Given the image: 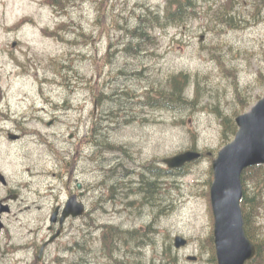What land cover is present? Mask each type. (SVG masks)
Wrapping results in <instances>:
<instances>
[{
  "label": "rangeland",
  "instance_id": "rangeland-1",
  "mask_svg": "<svg viewBox=\"0 0 264 264\" xmlns=\"http://www.w3.org/2000/svg\"><path fill=\"white\" fill-rule=\"evenodd\" d=\"M257 1L198 0L196 17L157 26V19L151 25L148 18L163 12L167 0H71L64 11L46 0H0V174L8 181L7 187L0 183V201L11 209L3 215L0 264L41 263L33 252L48 240L50 216L76 189L74 175L70 190L66 185L74 168L75 123L87 120L90 131L93 111L99 122L111 120V103L117 111L131 107V98L125 103L124 97L105 96L124 84L134 94L135 80L120 74L124 63H104L109 44L134 27L147 32L140 39L143 65L136 68L140 90H161L175 74L190 77L186 93L192 103L185 109L137 104L130 115L109 121L110 139L126 150L114 152L130 159L128 171L144 165L140 171L149 176V165L164 169L157 175V204L119 205L114 198L125 199L121 192L99 187L96 196H87L91 220L68 224L47 264H217L209 241L212 163L235 138L226 137L224 117L235 121L264 98V84L257 82L264 70V6L254 15ZM137 114L146 121L126 125L124 119ZM9 133L24 138L11 141ZM189 150L204 156L167 171L165 159ZM67 162L72 164L63 166ZM93 164V176L87 171L80 178L85 189L103 180L98 161ZM260 221L264 226V214ZM90 222L89 238L79 228ZM105 226L121 231L112 251L103 242ZM176 236L189 244L176 249Z\"/></svg>",
  "mask_w": 264,
  "mask_h": 264
},
{
  "label": "flooded vegetation",
  "instance_id": "flooded-vegetation-1",
  "mask_svg": "<svg viewBox=\"0 0 264 264\" xmlns=\"http://www.w3.org/2000/svg\"><path fill=\"white\" fill-rule=\"evenodd\" d=\"M155 15V14H154ZM157 17V15H155ZM123 32V31H122ZM145 33L147 32L144 30L143 27L138 28L134 27L133 29L125 28V31L120 35L121 40L118 43H110L109 44V53L107 58L105 59L104 66L107 64H115L122 62L124 63L122 66V70H120V74H125V72H128V74L132 77V80H135L137 87L139 90L134 91V94L128 95L127 94V86L124 84L125 88H121L119 92L113 93L109 96H105L109 100H117L122 97V102L129 103L128 99L131 98V107L130 108H124L121 111L115 110V106L117 104L111 103L112 108L109 109V113L111 115V120L109 118H103L101 121L97 122V118L95 117V112H92V115H90L91 119V127L90 131H86L87 129V120H83V118L79 119L75 123V133H72V136H70V139L74 138V168L72 172V176L68 178V181L66 185H69L72 182L73 175L75 176L74 182L76 183V189L70 190L69 196L66 199V202L63 205H59L55 208V210L52 212L49 222L50 226L48 227V240H45L41 246L38 248V252H33L34 255H37L38 260H40V264H47L49 256V250L52 246L56 245V240L60 238V236H63L66 233V226L71 223H80L83 220H91L92 214L89 209V202L87 199V196L90 197L92 194H97L99 187H106L111 191L116 190V192H121V195L125 196V199L119 200L118 198H114L115 202L117 204L126 205L127 207H130L129 205H136V207H141L144 205V201L147 204H151L147 196L151 194L152 191H154V188H156L155 191V199L153 200V205L157 204V172H147L151 175H146L142 171H140V168L144 165H140L138 167V171L135 172L134 170L128 171V168L126 166V163L130 162V159L124 155L115 153L114 150L110 147H108V144L113 145V141L110 139V133L109 128L111 125L109 124V121H113L115 119L120 118L124 113L126 115H130L128 112L131 110L135 105L137 104H148L149 106H153L157 109V90L151 91L150 89H147L145 91L140 90L142 88L141 86V71L140 69H136L137 67H141L143 65V62L140 58L144 57V54L142 53V47H141V38H144ZM126 37V39L124 38ZM123 54L125 57H123ZM130 54L134 58H130L128 56ZM142 56V57H141ZM110 57V58H109ZM121 57V58H120ZM101 66L100 63H97V67ZM145 70V68H144ZM127 81V80H125ZM93 93L96 92L97 98H100V88L99 85H94ZM93 117V118H92ZM126 122V125L134 126L139 125L140 122H145V117L141 116L140 114L133 115L130 118L124 119ZM51 125V124H50ZM84 127V129H83ZM85 135L83 136V134ZM21 139L24 138L22 134H20ZM122 147V146H121ZM123 150H125L124 147H122ZM126 151V150H125ZM115 154L116 157L114 158H107L108 155ZM67 159V157H66ZM65 159V160H66ZM101 159V161H99ZM67 161V160H66ZM98 161V168L102 169L99 170L98 174L99 176H105L104 178L101 177L103 180L99 182V184H93L92 181H90L88 189L84 188L83 181L80 180L81 176L88 175L87 171L90 172L89 174L93 176L94 173V162ZM89 165H85V164ZM71 162H67V165H71ZM105 166H110L109 169L105 168ZM121 168V170L119 169ZM122 172V173H118ZM108 173V174H107ZM134 174V175H133ZM136 174V175H135ZM147 177V179H146ZM61 180H63V177H60ZM109 180L113 182H109ZM156 183V185H155ZM89 191V193L87 192ZM110 193V192H109ZM148 195L146 196V194ZM75 198V203L82 204L84 206V212L77 216V217H69L67 218L63 224L61 223V218L63 216L64 209L68 203L69 200H72ZM141 205V206H140ZM56 221L54 224L51 223V219L54 215V213L57 211ZM88 228L83 225L79 228L83 230L85 236H88L90 238L91 233L93 232V224L92 222L87 223ZM95 228V227H94ZM87 240V239H86ZM52 241V242H51ZM77 244V243H76ZM79 244V243H78ZM44 248V249H43ZM43 249V250H42ZM38 253V254H37ZM59 259V258H58Z\"/></svg>",
  "mask_w": 264,
  "mask_h": 264
},
{
  "label": "water",
  "instance_id": "water-1",
  "mask_svg": "<svg viewBox=\"0 0 264 264\" xmlns=\"http://www.w3.org/2000/svg\"><path fill=\"white\" fill-rule=\"evenodd\" d=\"M238 131L234 140L222 148L213 161L214 180L210 189L211 205L214 215V242L218 264H247L256 257V247L245 232L241 202L244 196L242 175L247 168L264 165V98L249 112L236 118ZM10 140L16 141L19 135L10 134ZM201 153L187 151L165 159L163 162L170 169H178L187 163L198 160ZM0 181H7L0 174ZM10 207L0 202V231L5 227L2 216L9 213ZM57 210L51 223L54 224ZM84 212L82 204L69 200L61 218V223L70 216L77 217ZM52 242V241H51ZM188 245V240L176 236L174 246L181 249ZM44 249V248H43ZM42 249V250H43ZM196 257L188 260L195 261Z\"/></svg>",
  "mask_w": 264,
  "mask_h": 264
},
{
  "label": "trees",
  "instance_id": "trees-1",
  "mask_svg": "<svg viewBox=\"0 0 264 264\" xmlns=\"http://www.w3.org/2000/svg\"><path fill=\"white\" fill-rule=\"evenodd\" d=\"M71 0H46V2L55 9L64 11L67 4ZM198 0H167L166 8L163 12L157 13V17L151 14L149 17L151 25L155 24L157 19V26H163L167 24H178L187 21L190 18L196 17L195 10L198 7ZM255 3L254 15L262 9L263 5L259 6ZM146 37V33L144 35ZM190 77L185 73L175 74L169 78V85L165 88L159 90L157 89V109H185L192 103L186 93L187 86L189 84ZM264 80V70L260 69L258 71L257 82L263 83ZM154 106V105H153ZM224 121L227 123V131L225 132L226 137L230 133L235 135L237 132V126L235 124L233 117H224ZM108 147L115 150L125 151L121 146L117 144H108ZM148 172H164V169L158 166L149 165L147 167ZM166 171V170H165ZM168 171V170H167ZM170 172V171H169ZM242 182L244 187V197L242 200V211L245 223V231L247 237L254 243L256 247V258L247 264H264V226L261 224L260 218L264 214V165H258L251 167L244 171L242 176ZM156 185V183H155ZM155 191L151 192L149 196L146 194L150 203L155 199ZM121 231L117 228L111 226H105L104 228V238L103 242L109 251L114 250V246L117 244V239L119 238ZM133 234V233H132ZM213 251V260L216 262V254L214 253L215 245L214 238L211 236L209 238ZM169 252V250H168ZM171 264V263H169Z\"/></svg>",
  "mask_w": 264,
  "mask_h": 264
}]
</instances>
